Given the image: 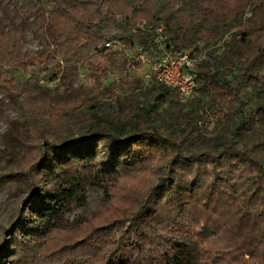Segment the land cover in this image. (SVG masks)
Returning a JSON list of instances; mask_svg holds the SVG:
<instances>
[{
    "label": "trees",
    "instance_id": "obj_1",
    "mask_svg": "<svg viewBox=\"0 0 264 264\" xmlns=\"http://www.w3.org/2000/svg\"><path fill=\"white\" fill-rule=\"evenodd\" d=\"M19 1L22 11L36 6L32 0ZM237 1V11L225 12L205 0H74L69 6L52 0L54 9L45 20L47 42L39 54L23 50L19 28L4 21L0 86L21 112V121L8 135L16 149L13 164L22 165L31 190L9 240L0 246V264H184L187 254L167 240L174 232L205 247L199 250L200 264H264V0ZM244 11L247 17L237 22ZM118 16L129 34L119 39L124 48L145 46L149 40L141 32L131 33L142 18L163 24L175 49L180 43L191 49L194 42H205V58L194 80L202 83L197 93L210 94L213 131L200 134L197 122L181 115L180 130L167 131L156 122L151 105L138 107V114L123 122L87 105L90 116L83 131L87 139L111 142L114 169L106 173L81 165L61 146H54L62 158L55 163L56 170L69 188L50 195L36 184L44 156L35 145L47 144L57 128L75 123L68 105L25 98L13 74L20 71L33 78L78 61L93 82L106 75L107 66L121 71L122 52L102 46L106 39L118 37L100 33ZM235 21L236 32L218 46L227 66V73L220 75L219 62L206 50L210 43L222 41L225 28ZM156 89L155 100L165 101L170 95L180 110L195 102L194 98L180 102L175 91L161 84L156 83ZM244 91L254 92L253 105L244 100ZM142 170L149 171V184L137 187L125 181ZM228 172L231 180L219 177ZM95 178L104 191H114L112 205L94 220L59 224L66 203ZM29 229H43L46 236L37 242Z\"/></svg>",
    "mask_w": 264,
    "mask_h": 264
},
{
    "label": "rangeland",
    "instance_id": "obj_2",
    "mask_svg": "<svg viewBox=\"0 0 264 264\" xmlns=\"http://www.w3.org/2000/svg\"><path fill=\"white\" fill-rule=\"evenodd\" d=\"M32 1L36 3L34 9L25 11L19 9V0L12 3L1 2L0 31L4 21L9 20L19 28V36L23 43L22 49L29 53L39 54L47 42L45 20L48 13L54 9V3L52 0ZM73 1L62 0L66 6L71 5ZM205 2L211 3L214 7L225 12H235L240 5L237 0H205ZM247 14L246 11L238 14L237 22L247 17ZM115 21V24L104 25L100 28L102 35L118 37V39H110L116 43L113 44V48L122 44L119 39L121 41V38L129 36L122 26L121 16H118ZM140 21L148 22L143 18ZM237 22L227 25L223 40L216 45L210 43L206 50L219 62L218 73L220 75L227 73V66L224 65L225 61L220 60L223 52L218 46L231 39L233 32H236L234 26ZM204 45L205 42L197 41L190 47L194 49L195 46L196 53H200L204 50L202 49ZM177 46L179 48L177 50H186L182 43ZM122 56L124 59L122 70L118 71L107 66L109 71L99 82L87 79V73L79 61L75 64H59L61 68L58 71L47 69L38 77L33 78L20 71L13 74L16 81L21 84L25 98L29 100L49 99L53 105L66 104L70 107L69 117L75 123V126L57 128L56 133L49 137L47 144L38 143L35 145L40 154L44 156V168L37 176L36 184L46 193L56 195L69 188L68 182L62 180L56 170L55 163L61 162L62 158L54 153V146H61L64 152L76 157L81 165H89L106 173H110L114 169L111 142H106L104 139H87L83 131L85 122L90 116L87 105H93L97 113L109 117L114 122L133 119L139 112L138 107L151 105L152 115L156 117V122L167 131L180 130L177 118L181 115L188 122H197L196 131L200 134L212 133L215 120H213L210 111L208 91H198L193 97L195 102L187 104L183 109L181 108L182 110L172 105L173 101L170 95L165 101L155 100L156 83L144 79L145 68H141L138 64L137 69L132 70L128 64L130 56L123 53ZM243 98L250 105L255 102V94L252 91H244ZM189 100L182 101V103L186 104ZM21 119L20 110L10 102L7 91L0 86V246L6 245L9 240L11 226L19 218L23 210V200L31 190L22 165L19 167L17 162L13 164L12 156L16 149L8 135L12 126L16 122H20ZM231 176L230 172L219 174V177L226 180H231ZM149 177V171L142 170L137 177L129 175L124 179L127 183L140 187L149 184ZM113 193L114 191L112 193L104 191L97 178L85 183L81 190L76 192L66 203L65 208L60 212L58 223L64 226L72 225L102 216L103 212L113 203ZM29 230V236L37 242L46 236L43 229ZM167 240L174 245L177 251L187 254L184 264H200L199 259L202 256L199 250L204 246H200L198 241L188 235L176 232L171 233ZM247 257L246 255L245 260Z\"/></svg>",
    "mask_w": 264,
    "mask_h": 264
},
{
    "label": "built area",
    "instance_id": "obj_3",
    "mask_svg": "<svg viewBox=\"0 0 264 264\" xmlns=\"http://www.w3.org/2000/svg\"><path fill=\"white\" fill-rule=\"evenodd\" d=\"M135 32H141L149 37L145 46L135 43L130 49L124 48L122 44L113 48V44L116 43L110 39H106L102 46L104 49L118 50L130 56L128 64L132 70H136L139 64L141 68H145L144 79L175 91L180 102L196 96V90L202 83L195 82L194 76L206 52L196 53L195 49L173 48L161 23L140 21L131 29L132 34Z\"/></svg>",
    "mask_w": 264,
    "mask_h": 264
}]
</instances>
